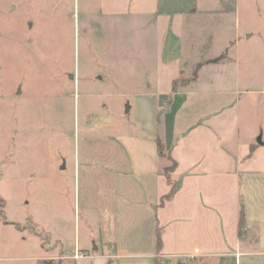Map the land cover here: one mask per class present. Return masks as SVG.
I'll use <instances>...</instances> for the list:
<instances>
[{"label":"crops","instance_id":"crops-1","mask_svg":"<svg viewBox=\"0 0 264 264\" xmlns=\"http://www.w3.org/2000/svg\"><path fill=\"white\" fill-rule=\"evenodd\" d=\"M99 7L103 17L161 31L177 18L182 25L192 24L200 11L199 0H99ZM189 33L191 49L199 48V31ZM144 62L132 60L131 69L122 59L96 73L97 80L115 84L116 90L103 96L121 104L115 114L135 112L134 123L127 130L102 132L101 146L83 147L82 156L78 147V175L84 169L82 195L80 175L76 181L78 206L94 241L86 247L77 239L72 252L51 251L44 259L59 264H264L263 122L243 123L237 107L241 95L214 75L226 67L220 62L199 59L183 67L177 60L164 62L161 53L158 60ZM108 107L105 102L103 108ZM85 112L89 119L94 116L90 107ZM174 163L167 175L165 169ZM174 185L175 194L162 202ZM242 206L246 226L241 234Z\"/></svg>","mask_w":264,"mask_h":264},{"label":"rangeland","instance_id":"rangeland-1","mask_svg":"<svg viewBox=\"0 0 264 264\" xmlns=\"http://www.w3.org/2000/svg\"><path fill=\"white\" fill-rule=\"evenodd\" d=\"M199 9L192 24L177 18L161 31L103 17L99 0H0V264H43L77 239L93 244L76 194L78 147L81 156L100 147L102 132L132 128L135 118L118 117L121 104L103 98L116 90L95 78L105 63L125 59L132 69L161 53L184 67L225 55L216 80L241 95L243 123L263 122L264 131V0H199ZM189 31H199V48Z\"/></svg>","mask_w":264,"mask_h":264},{"label":"trees","instance_id":"trees-1","mask_svg":"<svg viewBox=\"0 0 264 264\" xmlns=\"http://www.w3.org/2000/svg\"><path fill=\"white\" fill-rule=\"evenodd\" d=\"M224 58H225V55H221V56H219V57H217L215 59L209 60L207 63H209V64H216V63L221 62ZM156 141H157V145H158V150H159L160 156H164L165 155L164 154V147H163V144H162L161 140L159 138H157ZM175 165L176 164L174 163L172 169L166 168L165 169V173L167 175H169V173L175 168ZM169 181H170V179H169ZM176 190H177V188L174 185L173 188H172V190H171V192L167 196H165L163 198L162 202H165V200L170 199L175 194ZM239 226H240V230H241V234H242V232H243V230H244V228L246 226L245 209H244L243 206L241 207V210H240V223H239ZM16 227L18 229H20V226L19 225H16ZM157 238H158V248H161V246H162V239H161V236H160V232L158 233ZM43 264H54V262L53 261L44 260L43 261Z\"/></svg>","mask_w":264,"mask_h":264},{"label":"water","instance_id":"water-1","mask_svg":"<svg viewBox=\"0 0 264 264\" xmlns=\"http://www.w3.org/2000/svg\"><path fill=\"white\" fill-rule=\"evenodd\" d=\"M258 143H259V144H263L262 137H260V138L258 139Z\"/></svg>","mask_w":264,"mask_h":264},{"label":"built area","instance_id":"built-area-1","mask_svg":"<svg viewBox=\"0 0 264 264\" xmlns=\"http://www.w3.org/2000/svg\"><path fill=\"white\" fill-rule=\"evenodd\" d=\"M82 256V253L80 252V253H78L77 255H76V258H79V257H81Z\"/></svg>","mask_w":264,"mask_h":264}]
</instances>
